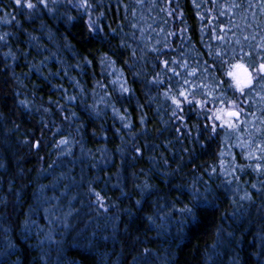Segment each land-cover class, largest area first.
<instances>
[{
    "label": "trees",
    "instance_id": "trees-1",
    "mask_svg": "<svg viewBox=\"0 0 264 264\" xmlns=\"http://www.w3.org/2000/svg\"><path fill=\"white\" fill-rule=\"evenodd\" d=\"M236 63L264 0H0V264H264V170L208 116Z\"/></svg>",
    "mask_w": 264,
    "mask_h": 264
},
{
    "label": "rangeland",
    "instance_id": "rangeland-1",
    "mask_svg": "<svg viewBox=\"0 0 264 264\" xmlns=\"http://www.w3.org/2000/svg\"><path fill=\"white\" fill-rule=\"evenodd\" d=\"M249 71H252L254 81L260 79L256 76L255 71L250 69ZM230 78L235 87V82L231 76ZM263 81L258 83L253 82L251 88H245L243 94H246L249 97L253 94V96L250 104V100L244 102V111L238 106V104L234 103L235 107H233V104L228 103V105H218L213 110H210V114L208 115L212 126L215 125V129L220 128L222 130L221 138L223 144L219 156L220 161L218 168H221L223 174L228 177L233 174L236 167H241L237 158L238 154H240L243 159L247 160V166H249L255 174L253 179L264 170V125L263 115L260 113V109L264 104L263 100H261L262 91H264ZM237 92L240 93L238 90ZM220 109L236 110L240 112V118H231L233 126L229 127L225 121H229L230 118L227 117L226 114L218 113V110ZM217 114L222 115V120L215 119ZM253 179L251 180L252 182ZM56 206L57 203L49 205L46 210L55 212L54 209Z\"/></svg>",
    "mask_w": 264,
    "mask_h": 264
},
{
    "label": "snow or ice",
    "instance_id": "snow-or-ice-1",
    "mask_svg": "<svg viewBox=\"0 0 264 264\" xmlns=\"http://www.w3.org/2000/svg\"><path fill=\"white\" fill-rule=\"evenodd\" d=\"M15 4L19 5L21 0H14ZM41 3L44 2V0H40ZM27 8H33L35 7V5L28 3L26 5ZM89 27H91V24H89ZM167 63V62H165ZM232 70L229 71L227 73V75L231 76L233 81L235 82V87L236 90H238L241 94L244 93L245 88H251L254 82V77H253V73L252 71H249V68L246 67L244 64L242 63H236L234 65L231 66ZM253 71H255L256 76L259 77L260 79L264 80V63H261L258 68L253 69ZM232 85H230L231 87ZM123 91H128V89L124 88ZM181 96H184V93L181 92L180 93ZM174 103L177 105V107H179L180 105V101L179 100H174ZM188 103H191V101H188ZM220 103L223 104L224 103V98H220ZM230 104H233V107H235L234 102L229 101ZM218 113H223L226 114L227 117L230 118L229 121H225V123L228 124L229 127H232L233 124L231 123V118H236L238 119L240 116V112L238 111H234V110H226V109H220L218 110ZM173 115H176V113L174 112ZM215 119L217 120H222V115L221 114H217L215 116ZM212 130L215 131V125L212 126ZM98 198H99V194ZM195 199V196L193 197ZM182 211H186L188 213H193V209L192 208H185Z\"/></svg>",
    "mask_w": 264,
    "mask_h": 264
},
{
    "label": "water",
    "instance_id": "water-1",
    "mask_svg": "<svg viewBox=\"0 0 264 264\" xmlns=\"http://www.w3.org/2000/svg\"><path fill=\"white\" fill-rule=\"evenodd\" d=\"M234 111H236V110H234ZM239 118H240V116H239ZM239 118H238V119H239Z\"/></svg>",
    "mask_w": 264,
    "mask_h": 264
}]
</instances>
